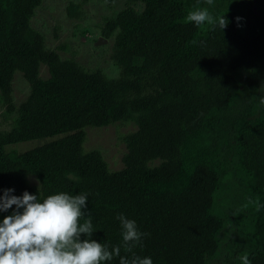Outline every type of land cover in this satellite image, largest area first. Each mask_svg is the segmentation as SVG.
<instances>
[{
	"label": "trees",
	"instance_id": "16d2710c",
	"mask_svg": "<svg viewBox=\"0 0 264 264\" xmlns=\"http://www.w3.org/2000/svg\"><path fill=\"white\" fill-rule=\"evenodd\" d=\"M44 1L0 0V194L86 192L92 238L122 245L123 213L148 233L132 252L154 264H264V0H217L223 30L187 20L209 0H127L98 28L118 78L46 47L32 24ZM67 14L85 15L77 3ZM17 72L30 90L20 104ZM116 123L136 129L113 171L84 144L87 127ZM30 141L42 142L12 147Z\"/></svg>",
	"mask_w": 264,
	"mask_h": 264
},
{
	"label": "clouds",
	"instance_id": "9594fccd",
	"mask_svg": "<svg viewBox=\"0 0 264 264\" xmlns=\"http://www.w3.org/2000/svg\"><path fill=\"white\" fill-rule=\"evenodd\" d=\"M187 20L197 26L215 23L222 30L227 26L225 17H214L207 8L189 12ZM14 192L6 188L0 194V213L12 210L0 219V264H103L117 256L119 264H154L150 256L132 252L148 233L123 213L116 217L122 245L110 248L108 243L92 238V218L86 215L88 193L60 191L41 200L27 190L22 195ZM121 246L131 255H121ZM239 259L242 264H252L247 254Z\"/></svg>",
	"mask_w": 264,
	"mask_h": 264
},
{
	"label": "rangeland",
	"instance_id": "374dc122",
	"mask_svg": "<svg viewBox=\"0 0 264 264\" xmlns=\"http://www.w3.org/2000/svg\"><path fill=\"white\" fill-rule=\"evenodd\" d=\"M216 1L211 0L210 5L206 4L205 8L212 10ZM126 2L127 0H117L113 7H110L101 0H45L32 24L44 35L46 47L59 51L62 58H74L87 71L101 69L109 78H118L121 70L112 60L114 38L100 43L102 37L98 28L103 24L104 17L114 16L122 11L127 6ZM70 3L82 4L85 14L82 19L69 18L67 7ZM244 20L245 14L242 17V21ZM61 47L67 49L60 50ZM41 75L43 78L49 76L44 66L41 68ZM13 87L15 102L20 104L28 97L30 90L19 72L16 73ZM0 123L3 128L10 129V123L4 122L1 117ZM135 129L134 125L123 123L106 127H87L84 148L86 151L99 150L110 169L119 170L123 167L122 157L126 152L121 136ZM50 140L52 139L47 141ZM38 142L42 141H30L12 147L19 152H26L40 144ZM30 183L38 185L34 177H30Z\"/></svg>",
	"mask_w": 264,
	"mask_h": 264
},
{
	"label": "water",
	"instance_id": "95a60500",
	"mask_svg": "<svg viewBox=\"0 0 264 264\" xmlns=\"http://www.w3.org/2000/svg\"><path fill=\"white\" fill-rule=\"evenodd\" d=\"M99 41H100V43H101V42L105 41V39H104V38H101Z\"/></svg>",
	"mask_w": 264,
	"mask_h": 264
}]
</instances>
